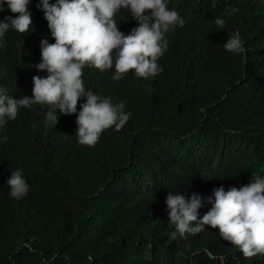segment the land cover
<instances>
[{"label": "trees", "instance_id": "trees-1", "mask_svg": "<svg viewBox=\"0 0 264 264\" xmlns=\"http://www.w3.org/2000/svg\"><path fill=\"white\" fill-rule=\"evenodd\" d=\"M169 8L185 23L167 33L159 75L130 70L113 80L114 68L83 70L86 89L131 113L121 130L81 145L76 115L57 110L53 125L40 104L19 108L0 130V264H264L209 226L181 238L165 203L170 192L199 194L203 216L214 189L264 177V0H169ZM215 17L226 18L223 29ZM114 19L125 35L138 26L125 9ZM237 32L246 54L224 48ZM25 45L15 35L0 50V86L14 99L47 75ZM17 168L29 184L20 199L7 185Z\"/></svg>", "mask_w": 264, "mask_h": 264}, {"label": "clouds", "instance_id": "clouds-1", "mask_svg": "<svg viewBox=\"0 0 264 264\" xmlns=\"http://www.w3.org/2000/svg\"><path fill=\"white\" fill-rule=\"evenodd\" d=\"M0 0V50L21 35L23 47L37 70L46 76H33L32 95L14 99L0 86V130L14 121L18 109L34 104L48 105L45 120L57 124L58 112L76 115V137L81 145L94 146L101 134L112 128L121 130L131 113L124 103H112L109 98L86 89L83 70L86 67L101 72L115 69L113 80L134 70L138 78L148 80L163 69L158 64L168 50L167 33L185 21L169 8V0ZM215 3V0H213ZM125 9L138 22L129 34L119 30L115 15ZM239 11L230 7L228 14ZM226 18L215 17L214 24L223 29ZM233 54H246L239 33H233L224 43ZM84 98L79 105L78 101ZM7 140L0 136V142ZM10 195L20 199L29 192L22 169L11 172L7 180ZM210 209L200 216L204 198L190 197L178 191L166 197L168 221L181 238L205 230L218 229L224 241L237 246L245 257L264 255V177L256 176L247 185L219 187L206 198ZM174 233V234H176ZM210 260L217 257L208 250Z\"/></svg>", "mask_w": 264, "mask_h": 264}]
</instances>
